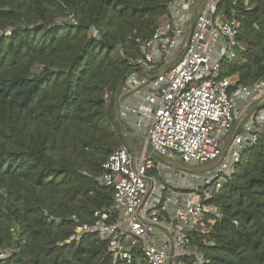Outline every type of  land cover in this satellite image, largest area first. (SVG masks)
I'll return each mask as SVG.
<instances>
[{
  "label": "trees",
  "instance_id": "obj_1",
  "mask_svg": "<svg viewBox=\"0 0 264 264\" xmlns=\"http://www.w3.org/2000/svg\"><path fill=\"white\" fill-rule=\"evenodd\" d=\"M169 1L0 0V264H115L97 235L67 240L112 206L97 177L127 145L115 94ZM238 17L246 49L223 76L251 85L264 76V0H240ZM215 203L222 218L196 236L207 264H264V137Z\"/></svg>",
  "mask_w": 264,
  "mask_h": 264
},
{
  "label": "built area",
  "instance_id": "obj_2",
  "mask_svg": "<svg viewBox=\"0 0 264 264\" xmlns=\"http://www.w3.org/2000/svg\"><path fill=\"white\" fill-rule=\"evenodd\" d=\"M239 1L170 0L153 36L137 39L141 54L115 109L144 141L106 158L97 180L113 188L112 206L67 243L97 235L115 264L208 263L196 236L222 218L215 199L264 137V76L251 85L223 76V61L246 49ZM63 21L78 24L74 15ZM113 94L106 91V103Z\"/></svg>",
  "mask_w": 264,
  "mask_h": 264
},
{
  "label": "rangeland",
  "instance_id": "obj_3",
  "mask_svg": "<svg viewBox=\"0 0 264 264\" xmlns=\"http://www.w3.org/2000/svg\"><path fill=\"white\" fill-rule=\"evenodd\" d=\"M121 130L124 133L126 137L127 144L129 146L133 145L132 143L139 144V142L144 141V134L140 135L138 132H136L132 127H128L125 124H121ZM128 137V139H127ZM133 140V142H132ZM142 147V146H141ZM140 145H138V148L136 150L140 151L141 150ZM135 148V147H134Z\"/></svg>",
  "mask_w": 264,
  "mask_h": 264
},
{
  "label": "water",
  "instance_id": "obj_4",
  "mask_svg": "<svg viewBox=\"0 0 264 264\" xmlns=\"http://www.w3.org/2000/svg\"><path fill=\"white\" fill-rule=\"evenodd\" d=\"M194 24H195V22H194ZM129 73H130V72H129ZM129 73H127V75L124 77L123 82L125 81V79H126L127 76L129 75ZM123 82H122V84H123ZM121 86H122V85H121ZM121 86H120V88H121ZM120 88H119V89H120ZM119 89H118V90H119Z\"/></svg>",
  "mask_w": 264,
  "mask_h": 264
}]
</instances>
